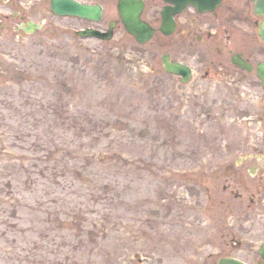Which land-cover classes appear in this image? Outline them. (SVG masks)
<instances>
[{
    "label": "rangeland",
    "instance_id": "1",
    "mask_svg": "<svg viewBox=\"0 0 264 264\" xmlns=\"http://www.w3.org/2000/svg\"><path fill=\"white\" fill-rule=\"evenodd\" d=\"M49 1L25 15L41 31L0 29V264L201 262L232 222L222 207L202 214L207 178L264 146L260 82L183 85L161 56L198 77L210 45L158 31L140 45L123 26L109 42L82 38L93 24Z\"/></svg>",
    "mask_w": 264,
    "mask_h": 264
},
{
    "label": "flooded vegetation",
    "instance_id": "2",
    "mask_svg": "<svg viewBox=\"0 0 264 264\" xmlns=\"http://www.w3.org/2000/svg\"><path fill=\"white\" fill-rule=\"evenodd\" d=\"M34 1L32 3L25 0H2L3 4H0V8H6L8 14L3 15L1 31L6 32L12 27L13 34H23L19 26L25 22V15L34 12L35 8L39 7L38 2H41V0ZM77 1L101 6V28L100 24L90 27L106 31L114 23L115 33L119 27L123 26L119 16L122 0ZM140 1L143 2L141 19L155 30H158L162 24V11L175 7L173 3L164 0ZM212 4L207 8L201 6L205 8L204 11L199 10L197 6L187 4L173 17L175 30L171 37L175 36V38L171 42L180 43L182 46L208 44L217 52V58L211 60L209 65L203 63L200 65L199 69L202 70L200 76L197 73L198 77H196L192 69V80L226 84L230 88L238 87L243 83L250 87L256 80L260 82L256 68L258 64L264 62V46L257 30L262 18L255 15L254 6L250 0H221L213 1ZM105 16L112 17L107 20L108 26L103 27L102 22ZM166 39L170 41L169 38ZM234 57L235 60L250 65L252 70L239 68L233 62ZM171 59L186 64L176 60L172 55ZM178 82L182 83L180 77ZM262 90L264 95V89ZM261 113L259 120L264 125V102L261 104ZM256 153L261 156L258 159L260 165L257 169L251 166L256 161ZM246 158L250 163L249 166H244L242 161H238V165L229 164L224 170L218 168V172L212 173L211 177L209 175L207 178V183L211 182V186L214 187L213 190H208L209 186L206 183L205 191L208 193L205 195L207 201L205 206H208L209 210L202 214L211 221L213 213L216 212L215 209L222 207L226 213L225 216L220 217L232 218V222L222 228L220 248L211 246L210 252L206 253L209 255H205V259L200 256L201 262L189 264H218L222 257L235 258L247 264H264L262 254L264 250V146L258 152L252 149ZM200 250L202 249L197 248L195 252L201 254ZM218 254L221 256H214Z\"/></svg>",
    "mask_w": 264,
    "mask_h": 264
},
{
    "label": "water",
    "instance_id": "3",
    "mask_svg": "<svg viewBox=\"0 0 264 264\" xmlns=\"http://www.w3.org/2000/svg\"><path fill=\"white\" fill-rule=\"evenodd\" d=\"M255 5V13L263 18V21L258 30V34L264 44V0H251ZM194 4V3H193ZM121 18L125 25L126 31L135 37L138 43H147L154 35L155 30L141 21L140 15L143 8V4L136 0H122L120 2ZM182 9V8H181ZM51 11L54 15L60 17H78L81 19L91 20L98 22L101 19L102 9L101 7L81 5L72 0H51ZM180 9L170 11L169 13L162 12L163 25L160 31L168 36L175 28L172 21V16L178 13ZM113 27V26H112ZM112 27L108 33H100L95 30L80 31L77 35L81 37H94L99 39L109 40L112 37ZM42 26L33 22H28L27 25H22L23 31L32 34L38 30H41ZM162 61L164 64L165 72L168 74L181 75L183 77V83H187L191 77V70L179 63H172L169 55H163ZM241 67L244 65L241 62L235 61ZM258 74L262 79L264 87V64H260L258 67ZM220 264H244L234 259H222Z\"/></svg>",
    "mask_w": 264,
    "mask_h": 264
}]
</instances>
